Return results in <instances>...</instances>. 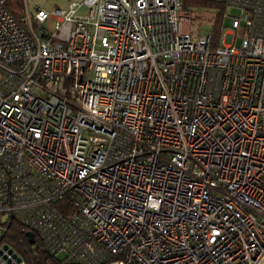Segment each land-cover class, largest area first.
Masks as SVG:
<instances>
[{"label": "built area", "instance_id": "built-area-1", "mask_svg": "<svg viewBox=\"0 0 264 264\" xmlns=\"http://www.w3.org/2000/svg\"><path fill=\"white\" fill-rule=\"evenodd\" d=\"M41 1L0 0V264L10 219L71 263L264 264V0L215 45L183 0Z\"/></svg>", "mask_w": 264, "mask_h": 264}, {"label": "trees", "instance_id": "trees-1", "mask_svg": "<svg viewBox=\"0 0 264 264\" xmlns=\"http://www.w3.org/2000/svg\"><path fill=\"white\" fill-rule=\"evenodd\" d=\"M15 6H20L23 9L22 0H6V8L12 15L17 13L14 9ZM204 8L212 10L213 13L210 28L206 33L211 36L212 44L215 45L222 33V26L227 14V6L223 2L216 0H183L181 13L189 16L192 12ZM20 12L23 16V12ZM189 18L191 22V17L189 16ZM20 22H23V17H21ZM5 226L6 230L1 239L15 249L25 264H77L68 262L65 257L46 250L42 240L34 232V242L31 243L26 236L28 230L23 228L16 220L10 219Z\"/></svg>", "mask_w": 264, "mask_h": 264}, {"label": "rangeland", "instance_id": "rangeland-1", "mask_svg": "<svg viewBox=\"0 0 264 264\" xmlns=\"http://www.w3.org/2000/svg\"><path fill=\"white\" fill-rule=\"evenodd\" d=\"M70 2V0H42L41 1V5L43 7H45L46 9H49L53 6L55 7H64L66 6L68 3ZM29 8L32 9L33 5L30 2L29 3ZM15 11L17 12L14 17L16 18L17 22L19 23V25L26 29L25 24L23 22H20L21 17V12H23V9L20 8V6H15ZM238 9L234 8V7H228L227 8V16L224 19V25L225 27H229L230 26V21L233 15H237L238 14ZM23 15V14H22ZM212 10L210 9H201L199 11H194L192 12L189 16L191 17V22L188 24L187 22L184 24V28L185 29H189L192 32H198V33H206L207 30H209L211 22H212ZM225 43H229L233 40L232 35L230 34H226L223 38ZM61 256V255H59Z\"/></svg>", "mask_w": 264, "mask_h": 264}, {"label": "water", "instance_id": "water-1", "mask_svg": "<svg viewBox=\"0 0 264 264\" xmlns=\"http://www.w3.org/2000/svg\"><path fill=\"white\" fill-rule=\"evenodd\" d=\"M26 236L29 238V241H30L31 243L34 242V234H33V232L28 231V232L26 233Z\"/></svg>", "mask_w": 264, "mask_h": 264}, {"label": "crops", "instance_id": "crops-1", "mask_svg": "<svg viewBox=\"0 0 264 264\" xmlns=\"http://www.w3.org/2000/svg\"><path fill=\"white\" fill-rule=\"evenodd\" d=\"M53 7H55V6H53Z\"/></svg>", "mask_w": 264, "mask_h": 264}]
</instances>
